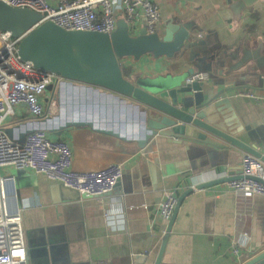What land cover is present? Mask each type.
I'll return each mask as SVG.
<instances>
[{
  "label": "crops",
  "instance_id": "1",
  "mask_svg": "<svg viewBox=\"0 0 264 264\" xmlns=\"http://www.w3.org/2000/svg\"><path fill=\"white\" fill-rule=\"evenodd\" d=\"M156 1L161 9L157 32L164 35L171 21L192 22V40L173 58L147 54L139 60L123 59L126 77L131 81L206 71L209 84L218 91L234 83L225 75L228 66L259 44L264 45V0L254 2L253 10H244L238 20L231 9L236 0ZM144 26L142 19L137 33ZM243 90L250 89L239 91ZM239 91L228 95L249 129L242 140L264 153V102L240 96ZM85 94L79 89L68 99L66 113L56 118L58 122L56 113L51 112L46 126L52 128L65 119L87 123L69 127L61 136L50 130L48 134L70 143L75 170H98L119 163L124 168L123 177L112 192L94 198L83 197L44 174L5 168L16 177L27 263L133 264L136 255L148 253L146 264H154L168 225L161 223L156 212L165 193L178 189L179 197L190 187L227 175V167L238 173L245 152L200 143L182 145L159 135L140 148L141 112L134 101L114 97L107 103L103 94V104L112 105L111 114H105L81 108L78 100ZM46 97L45 93L43 101L48 111ZM243 233L249 238L244 239ZM235 240L240 242L237 254L232 252ZM263 248L264 196L246 198L222 183L195 188L182 200L160 264H242L248 255Z\"/></svg>",
  "mask_w": 264,
  "mask_h": 264
},
{
  "label": "water",
  "instance_id": "2",
  "mask_svg": "<svg viewBox=\"0 0 264 264\" xmlns=\"http://www.w3.org/2000/svg\"><path fill=\"white\" fill-rule=\"evenodd\" d=\"M256 1L232 2L231 9L235 19H240L244 10L252 11ZM41 20L42 14L36 11L13 7L0 1V31H8L13 37H22L17 50L20 58L32 62L38 70L53 73L60 78L59 82L57 80L47 86L46 92L60 94L59 87L63 85L71 90L79 85L81 87L77 89L84 90L85 96L92 93L101 97L105 94L102 92H108L105 96L107 98L112 99L113 96L134 101L141 112L137 140L140 148H145L154 135H159L182 145L200 143L223 150L236 148L264 162V153L255 144L242 140L249 129L243 125L232 96L228 95L230 91L241 89L264 91L263 44L230 64L225 75L234 83L216 91L209 84L210 80L188 82V78L196 73L193 70L182 75L140 78L134 81L123 73L122 60L125 58L139 60L147 54L155 58H173L175 54L182 52L192 40V22L171 21L166 25L165 34L161 35L157 31L148 33L145 26L133 34L124 18H118L117 27L111 34L67 30L52 21L40 23ZM82 98L84 97L80 99ZM49 101L50 98H45V102ZM61 105L66 109V104ZM86 123L80 119H65L52 128L47 126V129L56 136H61L67 128ZM12 131L9 129L8 132L11 134ZM102 131L115 134L112 130ZM27 132L21 134L22 141ZM262 149L264 150V145ZM227 169V175L190 187L179 195L154 264H160L162 260L177 210L189 193L195 188H205L243 177L242 166H239L238 173H233L232 167ZM246 258L242 264H264V248ZM147 260L148 253L139 254L134 257L133 264H146Z\"/></svg>",
  "mask_w": 264,
  "mask_h": 264
},
{
  "label": "built area",
  "instance_id": "3",
  "mask_svg": "<svg viewBox=\"0 0 264 264\" xmlns=\"http://www.w3.org/2000/svg\"><path fill=\"white\" fill-rule=\"evenodd\" d=\"M0 1L36 11L42 14L40 23L52 21L67 30L111 34L121 14L128 22L131 33H137L142 19L147 32L154 33L161 21V9L156 0ZM21 39L13 37L8 31H0V264H28L16 177L5 168H23L44 174L50 180L78 191L83 197L94 198L112 192L124 174V168L119 163L89 171L73 168L70 143L62 138H51L46 126L51 120L50 113L55 112L51 108L55 105V98H50L46 111L43 96L47 86L57 80L59 82L60 78L38 70L30 61H23L17 54ZM209 79L208 72L200 71L191 75L188 82ZM238 95L264 102V94L259 91L243 90ZM9 129L13 130L11 134ZM23 132L27 133L21 141ZM240 164L243 177L225 185L246 198L264 196V162L244 153ZM177 191L168 190L156 205L161 223H169L178 203ZM242 237L248 239L249 235L243 233ZM239 244V240L233 242L234 254L238 253Z\"/></svg>",
  "mask_w": 264,
  "mask_h": 264
},
{
  "label": "rangeland",
  "instance_id": "4",
  "mask_svg": "<svg viewBox=\"0 0 264 264\" xmlns=\"http://www.w3.org/2000/svg\"><path fill=\"white\" fill-rule=\"evenodd\" d=\"M78 87H81V86L78 85ZM59 89L61 90L60 94L57 92L54 94H51V92H46V96H47L46 98H51L52 96L55 98L53 100L55 102V105L52 106L51 108L56 113L55 118H54L56 122H58V119H56V118H59V116L61 117V116H63L64 113H66V111L63 112V109H65V108L63 107V105H61V103L67 104L68 99L72 98L74 95H77V91H78V90L72 91L71 89H66V87L64 85L59 87ZM102 93H105L106 95L108 94V92H102ZM99 97L97 94H90L89 93L85 98L78 100V103H80L81 105H83L87 109L93 108V110H95L94 112H103L105 114H109V113L111 114L112 105L110 106V104L109 105L107 104L108 102L110 103V98L107 99L106 104L108 105V107H106V104L103 105V102H102L103 98H101V97L99 98ZM103 106H105L106 108L104 109ZM17 176L21 178L20 173H17Z\"/></svg>",
  "mask_w": 264,
  "mask_h": 264
},
{
  "label": "trees",
  "instance_id": "5",
  "mask_svg": "<svg viewBox=\"0 0 264 264\" xmlns=\"http://www.w3.org/2000/svg\"><path fill=\"white\" fill-rule=\"evenodd\" d=\"M122 70H123V73H124V75H125V77H126V73H127V71H126V69L122 66Z\"/></svg>",
  "mask_w": 264,
  "mask_h": 264
},
{
  "label": "bare ground",
  "instance_id": "6",
  "mask_svg": "<svg viewBox=\"0 0 264 264\" xmlns=\"http://www.w3.org/2000/svg\"><path fill=\"white\" fill-rule=\"evenodd\" d=\"M112 98H113V96H112Z\"/></svg>",
  "mask_w": 264,
  "mask_h": 264
}]
</instances>
